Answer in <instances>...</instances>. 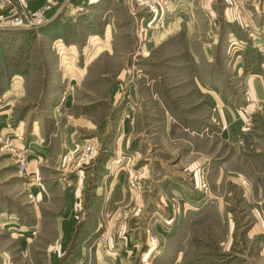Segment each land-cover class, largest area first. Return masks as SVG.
<instances>
[{
	"label": "rangeland",
	"instance_id": "374dc122",
	"mask_svg": "<svg viewBox=\"0 0 264 264\" xmlns=\"http://www.w3.org/2000/svg\"><path fill=\"white\" fill-rule=\"evenodd\" d=\"M155 1L157 13L136 0H25L28 16L64 11L50 28L23 30L8 28L0 5V264H96L97 252L120 240L125 255L107 264H264V112L251 118L243 174H227L232 181L216 191L210 172L233 156L213 138L219 122L202 85L225 92L236 87L237 57L264 62L258 49L232 44L238 38L248 50L253 0H189L181 9ZM175 171L200 180L224 218L179 225L183 209L171 197L155 210ZM74 173L78 182L69 181ZM70 208L72 229L59 228ZM4 210L21 227L41 222L30 245L4 226ZM91 211L103 228L85 236Z\"/></svg>",
	"mask_w": 264,
	"mask_h": 264
},
{
	"label": "crops",
	"instance_id": "0c3cea01",
	"mask_svg": "<svg viewBox=\"0 0 264 264\" xmlns=\"http://www.w3.org/2000/svg\"><path fill=\"white\" fill-rule=\"evenodd\" d=\"M40 1V5H42V0ZM171 1L174 2V5L177 2V0ZM178 2L179 6L181 5V7H183V5L189 3V0H178ZM249 7H251V9L246 10V14L244 15V19L246 20L247 17L250 24L249 32L251 36V43L247 46L248 50L245 48V46L242 45L243 41L238 40V38H235L237 41H233L232 44L233 46L236 44V46H234V50H239L240 52H250V49H258V51L264 55V0H253L250 3ZM63 9H60L58 13L56 12V16L49 19L47 25L52 24L56 19H59V14L64 11ZM51 10H53V8H51ZM66 15H68V12L67 14L65 13V16ZM188 15L189 13L186 14L184 17L187 18ZM93 38H99L98 34L93 36ZM69 48H73L71 50L72 52H74V49H77L76 46H70ZM240 58L241 56L237 57V59L233 61V65H231L233 70L232 72L234 74L233 78L236 79V91L235 88L228 87L225 92H222L221 88H219L217 84H214L212 81H206L204 82V84L202 83L204 93L210 95L211 100H213V116H215L219 122L218 133L215 134V137L213 138L217 139L219 142L223 143L229 148L228 153L225 154L224 157L227 158L229 153H231V156H233V159H230L231 162L229 161V166L227 168H225V166L220 165L219 163V166H215L214 168V170L216 171L215 176L213 173L210 172L209 179L211 183H214L216 185V191L222 188L223 181L226 177L231 180L232 175L234 176V174L236 173L243 174V162H249V160L247 159V150L250 148L252 149L251 144L255 143L251 137L253 135L249 130V126H251V118L257 113L264 112V62H254L252 64L253 61L247 60V62H245L244 60L242 61ZM69 68H71L69 74L75 75L76 72H78V70L80 69V66L79 64H73L72 62L71 65L66 67V69L68 70ZM73 70H75L76 72ZM70 79L74 80L75 78L74 76H71ZM51 141L52 139L49 141L48 144L41 148V155H44L45 151L50 154V149H52ZM33 155L34 161H36V156H38L37 158H40V154L38 155L36 153H33ZM239 163H241V166H238L233 169V165ZM31 164L34 165L33 163ZM255 164L256 166H258L259 163L254 162V165ZM197 165H203L202 159L200 160V163H195V168L198 167ZM196 176L197 174L195 175V179H197ZM76 178L78 177L74 173V175L71 176V180L69 179V181L78 182V179ZM187 179L188 178H185V176L181 175L178 171L165 175L163 189L164 193L168 194L169 197L165 198L164 205L158 204V206L155 207V210L163 211V208H167L166 200L169 202L171 200V197L178 204L179 208L183 209L184 216H179V225L184 221V223H191V226L193 225V223H201L197 227H203L205 225H210L214 223L216 219H218V217L223 219L224 216L221 210L223 204L217 201L215 199V196L203 194L202 188H200L199 184L200 180H196L195 183H192L191 181H187ZM4 213L5 210L1 213V215L6 218V216H4ZM165 213L166 215L168 214L166 211ZM92 214H95V212L91 211L90 215L83 219L84 227H88L89 230L88 234L85 233V236H91L95 234L97 230L103 228L99 222V219L96 221L94 217H92ZM11 215L14 214H10V217H7L8 219L6 218L7 221L4 222V226L13 225L11 228H9V231H11L13 238L17 239L19 244L30 245L32 240L34 239V237H32V232L35 229L37 230L38 227L42 229L40 224L41 222L37 221V226L35 227H31L29 225H23L21 227V221L19 225H16V216ZM166 218L168 219V221L171 220L170 216H167ZM73 219L74 218H72V211L70 208V210L67 211V213L65 214V217L62 216L60 220H57V226L59 228L61 226H64L66 229H72V225L74 223ZM29 227H31L33 230L30 231ZM61 229H63V227ZM160 231L162 232L165 230L163 228H160ZM24 232H26L27 235H25V237L21 240V233ZM58 236H63V232L61 230H59ZM90 238L91 237H88L86 242ZM85 239L83 240V243L85 242ZM123 243L124 241L120 240L119 243H117L116 247L110 248L108 252L98 251L96 254V264H107L109 261H112V263H114L115 261H119L121 257L125 255V253L123 252ZM188 245H190V242L189 244H183V249H186Z\"/></svg>",
	"mask_w": 264,
	"mask_h": 264
},
{
	"label": "built area",
	"instance_id": "2783aa9c",
	"mask_svg": "<svg viewBox=\"0 0 264 264\" xmlns=\"http://www.w3.org/2000/svg\"><path fill=\"white\" fill-rule=\"evenodd\" d=\"M89 1L94 2L96 0H89ZM136 1H138L142 6H145L147 9H149L150 12L157 13V8L159 7V4L158 6H156L155 0H136ZM18 3L20 4L19 10L15 7L14 0H0V5L4 9L8 10L7 15H10L9 18L11 19V21L9 20L7 23L8 28L12 30L38 29L48 24L46 9L39 10L35 14L28 16L24 13L25 10L24 8L27 7L25 0H18ZM4 17L6 16L5 15L1 16L0 20H3ZM153 244L156 248L158 245V240L156 238H154Z\"/></svg>",
	"mask_w": 264,
	"mask_h": 264
},
{
	"label": "bare ground",
	"instance_id": "6f19581e",
	"mask_svg": "<svg viewBox=\"0 0 264 264\" xmlns=\"http://www.w3.org/2000/svg\"><path fill=\"white\" fill-rule=\"evenodd\" d=\"M175 5H176L178 8H180L178 0H177V2L175 3Z\"/></svg>",
	"mask_w": 264,
	"mask_h": 264
},
{
	"label": "trees",
	"instance_id": "16d2710c",
	"mask_svg": "<svg viewBox=\"0 0 264 264\" xmlns=\"http://www.w3.org/2000/svg\"><path fill=\"white\" fill-rule=\"evenodd\" d=\"M51 25H53V24H49V25H47V27H49V28H50V26H51Z\"/></svg>",
	"mask_w": 264,
	"mask_h": 264
}]
</instances>
